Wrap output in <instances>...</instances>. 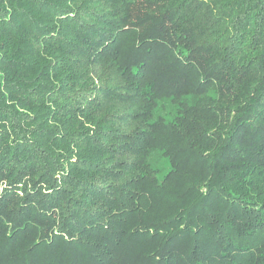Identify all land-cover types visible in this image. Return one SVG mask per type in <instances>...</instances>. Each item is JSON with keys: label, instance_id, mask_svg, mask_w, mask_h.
<instances>
[{"label": "trees", "instance_id": "16d2710c", "mask_svg": "<svg viewBox=\"0 0 264 264\" xmlns=\"http://www.w3.org/2000/svg\"><path fill=\"white\" fill-rule=\"evenodd\" d=\"M0 264H264V0H0Z\"/></svg>", "mask_w": 264, "mask_h": 264}]
</instances>
